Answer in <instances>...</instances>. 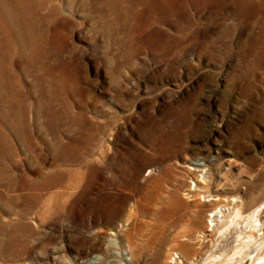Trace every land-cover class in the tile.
Masks as SVG:
<instances>
[{
	"label": "rangeland",
	"instance_id": "1",
	"mask_svg": "<svg viewBox=\"0 0 264 264\" xmlns=\"http://www.w3.org/2000/svg\"><path fill=\"white\" fill-rule=\"evenodd\" d=\"M0 264H264V0H0Z\"/></svg>",
	"mask_w": 264,
	"mask_h": 264
},
{
	"label": "bare ground",
	"instance_id": "2",
	"mask_svg": "<svg viewBox=\"0 0 264 264\" xmlns=\"http://www.w3.org/2000/svg\"><path fill=\"white\" fill-rule=\"evenodd\" d=\"M253 247H254V246H253ZM253 247H252V248H253ZM253 251H256V248H255ZM249 252H251V251H249ZM249 252H248V253H249ZM252 253H253V252H252ZM249 254H250V253H249ZM250 256H251V255H250ZM244 257H245V256H244ZM249 258H250V257H249ZM259 258H260V257H259ZM244 259H245V258H244ZM251 260H252V259H251ZM248 262H250V261H248Z\"/></svg>",
	"mask_w": 264,
	"mask_h": 264
}]
</instances>
